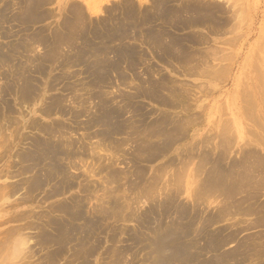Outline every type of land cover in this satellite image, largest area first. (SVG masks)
<instances>
[{
	"label": "rangeland",
	"instance_id": "374dc122",
	"mask_svg": "<svg viewBox=\"0 0 264 264\" xmlns=\"http://www.w3.org/2000/svg\"><path fill=\"white\" fill-rule=\"evenodd\" d=\"M154 1L163 53L142 48H151L150 36L127 26L104 38L100 21L84 24L81 0H0V264H153L147 244L168 227L191 228L181 241L194 240L190 256L198 255L183 264H264V0ZM135 9L134 0H118L108 17H131ZM131 50L132 59L119 58ZM150 84L172 105L140 96ZM102 105L119 112L122 128L108 138L97 120ZM164 117L183 121L181 134L162 125L164 136L143 151ZM36 138L71 153L59 160L71 182L60 195L47 196L54 182L29 186L21 156ZM216 175L235 188L228 197L206 188ZM61 203L80 204L93 223L87 263L75 240L66 258H50L56 246L42 235ZM177 205L186 212L176 220L182 227L172 223Z\"/></svg>",
	"mask_w": 264,
	"mask_h": 264
},
{
	"label": "bare ground",
	"instance_id": "6f19581e",
	"mask_svg": "<svg viewBox=\"0 0 264 264\" xmlns=\"http://www.w3.org/2000/svg\"><path fill=\"white\" fill-rule=\"evenodd\" d=\"M156 3V2H155ZM154 3V4H155ZM157 5V4H156ZM158 7H159V4H158ZM155 8H156V6H155ZM125 52V51H124ZM103 54V53H102ZM119 54V53H118ZM186 54V53H185ZM189 55H191V57H192V55H193V53L192 54H190L189 53ZM130 57L129 59H128V61L130 60V59H132V53H128V54H124V53H122V54H120V56H119V58L121 59V57ZM172 56V55H171ZM176 56H178V55H176ZM186 56V55H185ZM193 56H195V55H193ZM179 57V56H178ZM181 57V56H180ZM189 57V56H188ZM160 58L162 59L163 58V56H160ZM167 58H172V57H169V55H168V57ZM184 58V57H183ZM182 58V59H183ZM203 58V57H202ZM197 59V58H196ZM122 60V59H121ZM168 60V59H167ZM191 60V59H190ZM194 60H195V58H194ZM199 60V59H198ZM132 61V60H131ZM177 61V60H176ZM195 62V61H194ZM168 63V62H167ZM180 64V63H179ZM183 64V63H182ZM105 65V64H104ZM111 65H113V64H111ZM117 66V65H116ZM113 67V66H112ZM111 67V68H112ZM103 71H105V70H103V68H102V75L105 77V73L103 72ZM121 77V76H120ZM119 77V78H120ZM106 78V77H105ZM31 87V86H30ZM29 87V88H30ZM164 87V86H163ZM159 88H161V87H158V86H151V84H150V86H149V88H148V90H147V92H145V93H141V94H139L140 96H144V95H148L149 97L151 96V97H153V99L156 101V99H159V98H161V100H163V101H165L166 102V104L167 105H172L171 103L170 104H168V102H167V100H165L164 98H162L161 96H159L158 97V92H159ZM27 89V88H26ZM32 90V89H31ZM168 90L170 91V93H169V97H173V98H175L176 96H175V94H174V90H173V88L172 87H169L168 88ZM167 90V91H168ZM166 91V92H167ZM28 92V91H27ZM29 93H30V91H29ZM32 93V92H31ZM247 93V92H246ZM31 95V94H30ZM32 95H34L33 93H32ZM176 95H177V93H176ZM179 96V95H178ZM247 96V95H246ZM168 97V98H169ZM242 97V96H241ZM144 98H145V96H144ZM103 100H105V99H103ZM105 102V103H104ZM104 102H102L103 104H107V103H110L109 101L108 102H106V101H104ZM161 102V101H160ZM164 102V103H165ZM175 102H177V101H175ZM262 102V101H261ZM156 103V102H155ZM158 103H159V100H158ZM53 104H54V102H53ZM248 104V103H247ZM56 105H57V103H56ZM58 105H59V103H58ZM126 105H129L130 106V109H131V105H130V102H129V100H128V102H127V104ZM162 105V104H161ZM52 106V105H51ZM54 106V109H57L56 107H55V104L53 105ZM52 106V107H53ZM61 106V105H60ZM106 105H102V110H103V115L100 117V118H98L97 120H98V123H102V124H100V126L102 125V126H106L107 128H105L106 130H104L103 132H102V135H107V138L108 137H110V135H111V133L113 132H115V134H116V132H118V131H120V130H118V129H120L121 127H120V124L118 123V120H116V115H115V113L117 112H114V110L113 111H111V109L109 108L110 107V105H109V107H105ZM108 106V105H107ZM175 106V105H174ZM62 107V106H61ZM101 107V106H100ZM166 107V106H165ZM168 107V106H167ZM107 108H109V109H107ZM169 108V107H168ZM59 109V108H58ZM57 109V110H58ZM244 109V108H243ZM61 110V109H60ZM116 110H118V109H116ZM132 111V110H131ZM137 110L136 109H133V111L132 112H136ZM130 112V111H129ZM117 113H119V112H117ZM116 113V114H117ZM102 114V113H101ZM118 115V114H117ZM100 116V115H99ZM118 117V116H117ZM119 118V117H118ZM117 118V119H118ZM172 119V118H171ZM170 119V121H172L171 123L169 122V124H166V122L167 121H169V119H167L166 117H164L163 119H162V121H161V123H160V126H158V128H152V129H150L149 130V132H148V136H149V141L146 143V145L144 144V142L142 143V144H144V146L145 147H143V151H146V150H150L151 148H152V143H151V141H150V139L152 138V137H154V136H158V135H160V134H164L165 133V127H163V128H161V126L162 125H164V126H167V125H169L170 127H171V129L173 130V131H175L177 134L178 133H180L181 134V130L180 131H178L177 129H179L178 128V126L180 127V125H179V123L180 124H182V122L183 121H181V122H179V120H174V119H172L171 120ZM127 122V121H126ZM140 122H144V120H140ZM90 123H91V121H90ZM93 123H97V122H93ZM129 124V123H128ZM132 124V123H131ZM183 124H184V122H183ZM259 124V123H258ZM122 125V124H121ZM260 125H261V122H260ZM259 125V126H260ZM104 126V127H105ZM129 126V125H128ZM185 126V125H184ZM31 127V126H30ZM57 127V126H56ZM120 127V128H119ZM131 128H134L135 129V127L134 126H130ZM152 127V126H151ZM258 127V126H257ZM130 128V129H131ZM262 128V127H261ZM32 129V128H31ZM62 129V128H61ZM104 129V128H103ZM122 129V128H121ZM134 129H132V130H134ZM170 129V128H169ZM183 129H185V127L184 128H182V131H183ZM259 129V128H258ZM40 130V129H39ZM53 130V129H52ZM52 130H51V133H52ZM172 130H170V132H172ZM263 130V129H262ZM55 131V130H54ZM54 131H53V133H54ZM62 133L61 134H63L64 132H63V130H60ZM131 131V130H130ZM136 131V130H135ZM167 131V130H166ZM56 132V131H55ZM127 132V131H126ZM132 132V131H131ZM175 132H172V133H175ZM44 133V132H43ZM52 133V134H53ZM113 133H112V135H113ZM118 133H120V132H118ZM130 133V132H129ZM55 134V133H54ZM56 134H58V131H57V133ZM60 134V133H59ZM156 134V135H155ZM101 135V136H102ZM112 135H111V137H112ZM130 135V134H129ZM179 135V134H178ZM53 136V135H52ZM62 136V135H61ZM60 136V137H61ZM65 135H63V137H64ZM105 136H102L103 137V139H106L105 138ZM164 136V135H163ZM183 136V135H182ZM161 137V136H160ZM41 139H38L37 140V138H36V140L35 141H31V142H34V143H32L33 144V146H32V148L31 149H29L27 152H24V154L21 156L22 157V160H21V162L23 163V162H25V165H24V170L26 171V172H30L31 173V177H30V181H28L29 182V186L31 187V189H32V191L33 190H40V189H42V188H44L45 186H48L49 185V183L50 182H54V184H55V186H53V187H51L50 188V192H49V194H47V196H55V195H60V194H62L66 189V186H68V184L69 183H71V182H69V180H68V176H67V174H66V171H65V169L64 168H62V165L60 164V162H59V160H61L62 158L61 157H64L65 159H67V158H69V153L67 152V151H63V148L61 149V148H58V146H59V142H58V145L56 144V143H48L49 141L48 140H46V141H48V142H45V141H40ZM111 140V139H110ZM109 141V140H108ZM224 141V140H223ZM68 142V141H67ZM225 142H227V141H225ZM69 143H70V141H69ZM69 143H67V150L69 149ZM104 143V142H103ZM169 144V143H168ZM72 145V144H71ZM65 146V145H64ZM61 147H62V145H61ZM66 147V146H65ZM161 152V151H160ZM21 154V153H20ZM71 154V153H70ZM148 154V153H147ZM149 155V154H148ZM18 157V156H17ZM20 157V156H19ZM20 159V158H19ZM70 159V158H69ZM73 159V158H72ZM256 159H258V158H256ZM261 159V158H260ZM63 160V159H62ZM61 160V161H62ZM258 161V160H257ZM260 161V160H259ZM259 161H258V164H259ZM261 161H262V159H261ZM72 163V162H71ZM262 164V163H261ZM66 165V164H65ZM253 166V165H252ZM247 167V166H246ZM251 167V166H250ZM257 167V166H256ZM256 167H254V169H256ZM217 168V167H216ZM219 168V167H218ZM233 167H231V169H232ZM242 168H243V166H242ZM245 168V167H244ZM249 168V167H248ZM251 168H253V167H251ZM258 168V167H257ZM220 170L222 169V168H219ZM250 169V168H249ZM248 169V170H249ZM109 170V169H108ZM223 170V169H222ZM243 170V169H242ZM253 170V169H252ZM215 171V170H214ZM245 171H246V169H245ZM254 171V170H253ZM257 171V170H256ZM222 172V173H221ZM229 172V171H228ZM250 172V171H249ZM249 172H247V173H249ZM255 172V171H254ZM212 173V172H211ZM215 173H213V175H214ZM216 174L217 175H219L220 177L222 176V175H224V173H223V171H219V172H217V170H216ZM222 174V175H221ZM226 174V173H225ZM245 174H246V172H245ZM245 174L244 175H242V177L244 178V176H245ZM69 175V174H68ZM112 175V174H111ZM211 175V174H210ZM216 175V176H217ZM249 175V174H248ZM224 176H226V175H224ZM247 176V175H246ZM113 177V176H112ZM211 178L210 179H212L213 180V177L212 176H210ZM219 177V178H220ZM72 178V177H71ZM111 178V177H110ZM217 178H218V176H217ZM218 178V180L217 179H215V180H217V181H215V180H213V181H215V182H205V186H206V188L208 187V189H211L212 190V188L211 187H213L214 189H215V191H217L218 189H219V191H220V194H221V191H222V194H224V196L225 197H228L227 196V194H228V192H231V190H235V188L234 187H232V188H230V189H228L225 185H221V183H220V179ZM208 179V178H207ZM54 180H57L56 182L54 181ZM68 180V181H67ZM109 180H111V179H109ZM114 181V180H113ZM210 181V180H209ZM221 182H224V180H222ZM70 185V184H69ZM231 185H233L232 183H231ZM239 185H240V187H241V183H239ZM238 185V186H239ZM69 187V186H68ZM236 187H237V185H236ZM239 188V187H238ZM65 189V190H64ZM204 189V188H203ZM86 190V189H85ZM84 190V191H85ZM207 189H205V191H206ZM204 191V190H203ZM208 191V190H207ZM218 192V191H217ZM48 193V192H47ZM207 193V192H206ZM220 194H219V196H220ZM47 200V199H46ZM82 203V202H81ZM66 204V203H65ZM117 204V203H116ZM82 205V204H81ZM160 205V204H159ZM60 206V205H59ZM62 206V207H61ZM61 206L58 208V210H57V214H59V215H57L59 218H53V217H51V215H49V214H47L48 215V222H47V224H48V226L50 227V232H46V234L44 235H42L43 236V238H44V240L45 241H47L48 242V244L49 243H52V245H54V246H56L55 247V251H52L51 252V254H50V252L48 253V254H50V255H52L50 258H52L53 260H56V259H58L59 257H61V256H63V255H65V258H66V249L68 248V244L70 243V241H73V240H75L76 241V245H78V249H74V251L75 252H77L78 253V255H80V258H82V260L83 261H85L86 262V260H84V259H86V257H87V255L89 254V248H88V246L86 245L87 243L86 242H88L87 240H88V235H89V233L92 231V229L90 228V226L92 227V225H93V223H92V225H91V223L89 224V222L88 221H86L87 219H85V216L83 215V213H82V210L80 209V208H82L81 206H80V204L78 205H74L75 207L73 208L72 206H69V205H62V203H61ZM79 206H80V208H79ZM110 206V205H109ZM117 206V205H116ZM164 206V205H163ZM174 206V205H173ZM178 206V205H177ZM177 206L175 207V208H177ZM114 207V206H113ZM162 207V206H161ZM165 207V206H164ZM179 208H177L178 210H175V212H176V219L172 222V223H174V222H177L176 220H181V219H183L184 217H185V215H184V213H186L185 211H184V209H181V207L180 206H178ZM110 208V207H109ZM117 208V207H116ZM57 209V208H56ZM56 209H54L55 210V212H56ZM102 210V209H101ZM110 210V209H109ZM112 210V209H111ZM151 210V209H150ZM156 210V209H155ZM159 210V209H158ZM160 210H161V208H160ZM171 210H172V207H171ZM173 210V211H174ZM194 210V209H193ZM52 211V210H51ZM116 211V210H115ZM164 211H165V209H164ZM187 211V210H186ZM54 212V211H53ZM52 212V213H53ZM102 212H104V211H102ZM120 212H121V210H120ZM153 212H155V211H153ZM161 212V211H160ZM112 213V212H111ZM116 213V212H115ZM177 213H178V215H177ZM189 213V212H188ZM194 213V212H193ZM110 214V213H109ZM113 214V213H112ZM192 214V213H191ZM105 215V214H104ZM116 215H117V213H116ZM116 215H114V216H116ZM143 215V214H142ZM162 215H163V213H162ZM109 216V215H108ZM113 216V215H112ZM146 216V215H145ZM152 216V215H151ZM173 216V215H172ZM47 217V216H46ZM111 217V216H110ZM157 217V216H156ZM159 217V216H158ZM194 217V216H193ZM197 217V216H196ZM217 217V216H216ZM45 218V217H44ZM121 218V217H120ZM126 218V217H125ZM191 218V217H190ZM122 219V218H121ZM127 219V218H126ZM150 219V218H149ZM155 219V218H154ZM157 219V218H156ZM169 219H170V217H169ZM168 219V220H169ZM218 219V218H217ZM107 220H109V219H107ZM147 220V219H146ZM151 220V219H150ZM173 220V219H172ZM185 220V219H184ZM190 220V219H189ZM208 220V219H207ZM210 220H212L211 218H210ZM216 220V219H215ZM74 221H77V222H79L78 223V225L77 224H75L74 223ZM110 221V220H109ZM124 221V220H123ZM139 221V220H138ZM152 221V220H151ZM162 222H163V220H161ZM199 221V220H198ZM213 221V220H212ZM117 222V221H116ZM144 222V221H143ZM161 222V223H162ZM182 222V221H181ZM191 222V221H190ZM207 222V221H206ZM76 225H74V224ZM139 223V222H138ZM141 223V222H140ZM155 223H160V221L158 222H155ZM155 223L153 222L152 224L153 225H155ZM185 223V222H184ZM201 223H204V222H202L201 221ZM45 224V223H44ZM146 224V223H145ZM148 224V223H147ZM163 224V223H162ZM176 224H179L180 225V221L179 222H177ZM213 224V223H212ZM90 225V226H89ZM139 225V224H138ZM144 225V224H143ZM171 225V224H170ZM174 225V224H173ZM187 225H189V227H191L190 225H191V223L189 224H187ZM206 225V224H205ZM208 225V224H207ZM163 226V225H162ZM174 226H176V225H174ZM173 226V228L175 229V227ZM182 226H184V225H180V227H182ZM141 227V226H140ZM157 227V226H156ZM155 227V229H157ZM160 227V226H159ZM158 227V228H159ZM168 227V226H167ZM179 227V228H180ZM186 227V226H185ZM188 227V228H189ZM193 227V226H192ZM203 227H205V226H203ZM165 228H166V226H165ZM169 228V227H168ZM167 228V230H169ZM91 229V230H90ZM95 229V228H94ZM154 229V228H153ZM154 229V230H155ZM170 229H171V227H170ZM190 229L191 228H189V231H188V229L187 228H185V229H177V230H181L180 232H175L176 231V229H175V231L173 232H167V230L166 229H164V230H166V232L164 231V232H161V233H159V234H155V232H154V230H152L153 232H154V237H152V240L150 241V242H148V244L147 245H149V249H150V251H148V249L147 248H145V249H147V252H149L150 253V255L152 256V261L151 262H153V264H181L183 261H187V260H191V259H193V256L194 255H198V254H194L196 251H198L197 249H195V252H193V256H192V258H191V256H190V254H191V252H190V247H191V244L189 245V243L187 244H184V243H182V241H181V239L182 238H186V234H187V232L188 233H190ZM203 229V228H202ZM42 230V229H41ZM149 230V229H148ZM159 231H160V229H158ZM199 230V229H198ZM44 231H46V229H44ZM43 231V232H44ZM194 231V230H193ZM42 232V231H41ZM42 232V233H43ZM207 232V231H206ZM42 233H40V235L42 234ZM204 233V232H203ZM208 234V233H207ZM206 234V235H207ZM91 235V234H90ZM196 235V237H197V234H195ZM217 235V234H216ZM219 235V234H218ZM41 236V237H42ZM75 236H78V237H75ZM137 236V235H136ZM189 236V234L187 235V237ZM90 237V236H89ZM207 237V236H206ZM210 237V236H209ZM43 238H41V240L43 241ZM211 239H212V237H210ZM230 238V237H229ZM149 239V238H148ZM193 239H194V236H193ZM193 239H190V240H193ZM211 239H210V241H211ZM41 240L39 241V243L41 242ZM135 240V239H134ZM145 240V239H144ZM213 240V239H212ZM221 240V239H220ZM146 241V240H145ZM214 241V240H213ZM136 242V241H135ZM138 242H140V240L138 241ZM141 242H143V241H141ZM189 242V241H188ZM191 242H193V244H192V246H194L195 245V241L193 240V241H191ZM206 242V241H205ZM208 242V241H207ZM216 241H214V242H208L209 244H207L208 245V247L207 248H209V249H213L214 247H215V245H216V243H215ZM42 243V242H41ZM45 244H46V242H45ZM220 244V243H219ZM43 245H44V241H43ZM42 245V246H43ZM221 245V244H220ZM44 246H46V245H44ZM43 246V247H44ZM151 246V247H150ZM196 246V245H195ZM219 246V245H218ZM77 248V247H76ZM193 249H194V247H192ZM204 248V247H203ZM220 248V247H219ZM119 249V248H118ZM199 249V248H198ZM120 250V249H119ZM200 250V249H199ZM214 250V249H213ZM112 251V250H111ZM114 252H115V250H114ZM199 252H201V250L199 251ZM214 252H215V250H214ZM91 254V253H90ZM50 255H47V256H50ZM113 255H114V253H113ZM114 257H115V255H114ZM47 258H49V257H47ZM50 258H49V260H50ZM122 258V257H121ZM142 258V257H141ZM195 258V257H194ZM196 258H198V257H196ZM148 259H151V258H148ZM115 260V259H114ZM116 261V260H115ZM121 261V260H120ZM124 261V260H123ZM220 261V260H219ZM52 262V261H51ZM54 262V261H53ZM82 264H84V262H81ZM87 263V262H86ZM189 263V262H188ZM116 264H117V262H116ZM183 264V263H182Z\"/></svg>",
	"mask_w": 264,
	"mask_h": 264
},
{
	"label": "crops",
	"instance_id": "0c3cea01",
	"mask_svg": "<svg viewBox=\"0 0 264 264\" xmlns=\"http://www.w3.org/2000/svg\"><path fill=\"white\" fill-rule=\"evenodd\" d=\"M136 9L133 12V15L125 16L123 19L121 18H110L108 17V9L116 4L118 0H81L82 5L85 7L84 12L86 14L84 24H87L89 27L91 26V22L100 21L98 26V32L104 33V38H108L112 30L116 33L114 36H118V32H123L122 28L127 26L129 27L130 32L135 31L136 33L146 32L147 35L150 36L149 42L151 44V48L149 46H142V48L149 50L157 51L156 53H163V41L162 35L163 31L162 25L160 21H154L157 19L155 16L160 13L159 8H157L154 0H134ZM155 3V4H154ZM156 6V8H155ZM154 16V17H153ZM71 21V18L69 19ZM94 27V26H93ZM94 30V28H93ZM93 33V32H91ZM118 33V34H117ZM150 33V34H149ZM158 34H162L161 36ZM122 35V34H120ZM154 35V38H152ZM109 39V38H108ZM156 42V46L152 44ZM134 45H140L139 40L134 42ZM136 52H139V49L136 48ZM133 53V50L130 51Z\"/></svg>",
	"mask_w": 264,
	"mask_h": 264
}]
</instances>
